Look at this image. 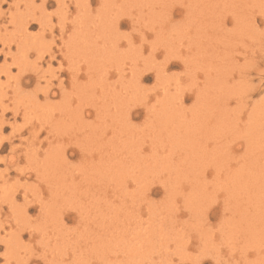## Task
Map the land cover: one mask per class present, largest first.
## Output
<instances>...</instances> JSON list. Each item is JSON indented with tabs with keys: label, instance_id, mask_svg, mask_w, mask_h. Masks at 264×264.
<instances>
[{
	"label": "rangeland",
	"instance_id": "obj_1",
	"mask_svg": "<svg viewBox=\"0 0 264 264\" xmlns=\"http://www.w3.org/2000/svg\"><path fill=\"white\" fill-rule=\"evenodd\" d=\"M78 1L0 0V264H264V0Z\"/></svg>",
	"mask_w": 264,
	"mask_h": 264
},
{
	"label": "bare ground",
	"instance_id": "obj_2",
	"mask_svg": "<svg viewBox=\"0 0 264 264\" xmlns=\"http://www.w3.org/2000/svg\"><path fill=\"white\" fill-rule=\"evenodd\" d=\"M47 1H49V0H42L43 3H46ZM77 1H78V0H77ZM130 1H131V0H130ZM214 1H215V0H214ZM216 1H217V0H216ZM120 2H121V1H120ZM133 2H134V1H133ZM139 2H140V1H139ZM148 2H149V1H148ZM150 2H151V1H150ZM253 2H254V1H253ZM63 3H64V2H63ZM78 3H80V2L78 1ZM169 3H170V2H169ZM18 4H19V3H18ZM59 4H60V3H59ZM76 4H77V3H76ZM90 4H91V3H90ZM147 4H148V3H147ZM147 4H145V5L147 6ZM154 4H155V3L153 2V8H155V6H156V5H154ZM156 4L159 5L158 3H156ZM32 5H33V4H32ZM41 5H42V4H41ZM80 5L82 6L83 4H80ZM80 5H79V6H80ZM84 5H85V4H84ZM86 5H88V4H86ZM86 5H85V7L82 6L83 9H82V7H81V9H82V10L86 9ZM121 5H122V4H121ZM131 5H132V4H131ZM149 5H151V4H149ZM210 5H211V4H210ZM34 6H35V5H34ZM79 6H78V7H79ZM118 6H119V5H118ZM123 6H124V5H123ZM132 6H133V5H132ZM141 6H142V5H141ZM141 6H140V9H141ZM212 6H213V5H212ZM212 6H211V7H212ZM149 7H150V6H149ZM151 7H152V6H151ZM89 8H90V7H88V9H89ZM213 8H214V7H213ZM81 9H80V10H81ZM120 9H121V6H120ZM82 10H81V11H82ZM148 10H151V9H148ZM249 10H250V9H249ZM103 11H104V10H103ZM141 11H142V10H141ZM78 12H79V11H78ZM78 12H77V13H78ZM110 12H111V11H110ZM110 12H109V13H110ZM156 12H157V11H156ZM30 13H31V12H30ZM98 13H99V12H98ZM101 13H103L102 10H101ZM101 13H100V14H101ZM205 13H206V12H205ZM128 14H132V13L128 12ZM14 15H15V14H14ZM31 15H32V14H31ZM63 15H64V14H63ZM98 15H99V14H98ZM108 15H109V14H108ZM122 15H124V14H122ZM64 16H65V15H64ZM112 16H113V15H112ZM132 16H133V15H132ZM135 16H136V15H135ZM78 17H80V16L78 15ZM81 17H82V16H81ZM97 17H98V16H97ZM104 17H105V16H104ZM104 17H103V18H104ZM110 17H111V16H110ZM110 17L108 18L109 21H110ZM137 17H138V16H137ZM262 17H264V16H262ZM32 18H33V17H32ZM34 18H35V17H34ZM67 18H68V17H67ZM101 18H102V16H101ZM101 18H100V22L102 21ZM116 18H117V17H116ZM121 18H122V17H121ZM127 18H128V17H127ZM74 19H75V16H74ZM105 19H106V18H105ZM105 19H104V20H105ZM108 19H107V20H108ZM113 19H114V18H113ZM133 19H134V18H133ZM142 19H143V18H142ZM162 19H163V18H162ZM36 20H37V19H36ZM36 20L34 19V21H36ZM65 20H66V18H65ZM78 20H79V19H78ZM93 20H94V18H93ZM95 20H96V19H95ZM95 20H94V21H95ZM143 20H144V19H143ZM168 20H169V18H168ZM213 20H214V19H213ZM215 20H216V19H215ZM40 21H41V20H40ZM40 21H39V22H40ZM63 21H64V18H63ZM112 21H114V20H112ZM112 21H111V23H113ZM133 21H135V20H133ZM148 21H149V20H148ZM160 21H162V20H160ZM238 21H239V20H238ZM242 21H243V20H242ZM61 22H62V21H61ZM64 22H65V21H64ZM70 22H72V21H70ZM77 22H78V21H77ZM114 22H116V21H114ZM122 22H125V21H124L123 19H120V18H119V19L117 20L116 23H120V24H121ZM137 22H139V21H137ZM149 22H150V21H149ZM29 23H30V22H29ZM59 23H60V22H59ZM98 23H99V21H98ZM102 23H103V21H102ZM181 23H182V22H181ZM189 23H190V22H189ZM81 24H82V23H81ZM160 24H161V22H160ZM15 25H16V24H15ZM93 25L96 26L95 23H93ZM141 25H142V24H141ZM242 25H243V24H242ZM27 26H29V24H27ZM64 26H65V24H64ZM66 26H67V25H66ZM79 26L81 27V25H79ZM82 26H83V25H82ZM94 26H93V27H94ZM101 26H102V30H103L104 28H107V27H104V28H103V25H101ZM104 26H105V25H104ZM117 26H118V25H117ZM121 26H122V25H121ZM136 26H137V25H136ZM143 26H144V25H143ZM161 26H162V25H161ZM16 27H17V26H16ZM61 27H62V26H61ZM83 27H84V26H83ZM83 27H82V28H83ZM87 27H88V26H87ZM118 27H119V26H118ZM218 27H219V26H218ZM254 27H255V26H254ZM20 28H21V25H20ZM23 28H24V27H23ZM53 28H54V27H53ZM89 28H90V26H89ZM133 28H134V27H133ZM146 28H147V27H146ZM160 28H161V27H160ZM63 29H64V28H63ZM84 29H86V27H85ZM92 29H93V28H92ZM98 29H99V28H98ZM108 29H109V27H108ZM112 29H113V28H112ZM134 29H135V28H134ZM150 29H151V28H150ZM152 29H153V28H152ZM197 29H198V28H197ZM237 29H238V28H237ZM76 30H77V28H76ZM89 30H90V29H89ZM23 31H26V30H23ZM62 31H63V30H62ZM64 31H65V29H64ZM73 31L75 32V30H73ZM73 31H72V32H73ZM78 31H79V30H78ZM92 31H93V30H91V32H92ZM106 31H107V30H106ZM112 31H113V30H112ZM135 31H136V30H135ZM177 31H178V30H177ZM249 31H250V30H249ZM94 32H95V31H94ZM115 32H116V31H115ZM229 32H230V31H229ZM234 32H235V31H234ZM89 33H90V32H89ZM104 33H105V32H104ZM120 33H121V32H120ZM84 34H88V32H87V33H84ZM97 34H98V33H97ZM127 34H128V33H127ZM198 34H199V32H198ZM77 35H79V33H78ZM91 35H92V34H89L88 36L91 37ZM93 35H94V33H93ZM93 35H92V36H93ZM100 35H101V33H100ZM102 35H103V34H102ZM102 35H101V36H102ZM129 35H130V34H129ZM139 35H140V34H139ZM160 35H161V34H160ZM27 36H28V35H27ZM41 36H42V35H41ZM71 36H72V35H71ZM73 36H74V35H73ZM84 36H85V35H84ZM84 36H83V39H84ZM98 36H99V35H98ZM101 36H100V37H101ZM123 36H124V35H123ZM130 36H131V35H130ZM193 36H194V35H193ZM202 36H203V35H202ZM90 37H89V38H90ZM100 37H99V38H100ZM102 37H104V35H103ZM102 37H101V39L104 40V38L106 39V38H108L109 36H108V37H104V38H102ZM114 37H115V36H114ZM116 37H117V36H116ZM127 37H128V36H127ZM132 37H133V36H132ZM132 37H131V38H132ZM138 37H139V36H138ZM71 38H72V37H71ZM73 38H75V37H73ZM85 38H87V37L85 36ZM89 38H87L86 40H90V39H91V38H90V39H89ZM93 38H94V37H93ZM93 38H92V39H93ZM122 38H126V36H125V37H122ZM131 38H128V39L126 38V40H129V39L131 40ZM135 38H136V40L138 39L137 37H135ZM145 38H146V36H145ZM165 38H166V37H165ZM245 38H246V37H245ZM25 39H27V38H25ZM69 39H70V38H69ZM142 39H144V38H142ZM199 39L201 40V38H199ZM203 39H204V38H203ZM27 40H29V39H27ZM27 40H26V41H27ZM81 40H82V39H81ZM81 40H79V41H81ZM86 40H85V41H86ZM98 40H99V39H98ZM111 40H112V39H111ZM122 40H123V39H122ZM126 40H125V41H126ZM144 40H146V39H144ZM213 40H214V39H213ZM63 41H64V40H63ZM112 41H113V40H112ZM115 41H117V40H115ZM119 41L121 42V39H120ZM119 41H118V42H119ZM147 41H148V40H147ZM152 41H155V40H152ZM205 41H206V40H205ZM23 42H25V41H23ZM64 42H65V41H64ZM71 42H73V41L71 40V41L68 42V43H71ZM82 42H84V41L82 40ZM92 42H93V41H92ZM102 42H103V41H102ZM104 42H105V41H104ZM132 42H133V41H132ZM196 42H197V41H196ZM203 42H204V41H203ZM26 43H27V42H26ZM68 43H67V44H68ZM76 43H78V42H76ZM93 43H94V42H93ZM109 43H110V42H109ZM112 43L115 44L116 42H112ZM130 43H131V41H130ZM24 44H25V43H24ZM113 44H112V45H113ZM118 44H119V43H118ZM120 44H121V43H120ZM211 44H212V43H211ZM79 45H80V44H79ZM92 45H93V44H92ZM108 45L110 46V44H108ZM112 45H111V46H112ZM95 46H96V45H95ZM95 46H94V48H96ZM103 46H104V45H102V47H101L102 49L104 48ZM109 46H108V47H109ZM126 46H127V45H126ZM130 46L133 48L134 45L132 46V44H131ZM153 46H154V44H153ZM159 46H160V45H159ZM165 46H166V45H165ZM198 46H199V45H198ZM210 46H211V45H210ZM52 47H53V46H52ZM116 47L118 48L117 45H116ZM137 47H138V46H137ZM212 47H213V46H212ZM94 48H93V49H94ZM113 48H115V47H113ZM113 48H111V51H110V48H109V51L112 52V49H113ZM199 48H200V47H199ZM213 48H214V47H213ZM72 49H73V48H72ZM89 49H90V48H89ZM102 49H101V50H102ZM105 49H106V48H105ZM105 49H103V50H105ZM119 49H120V48H119ZM166 49H167V48H166ZM197 49H198V48H197ZM18 50H19V49H18ZM36 50H37V49H36ZM44 50H45V49H44ZM98 50H100V49H97L96 51H98ZM116 50H118V49H116ZM120 50H121V49H120ZM74 51H75V49H74ZM197 51H198V50H196V52H197ZM218 51H219V50H218ZM22 52H23V51H22ZM50 52H51V51H50ZM88 52H90V51H88ZM101 52H102V51H101ZM106 52H107V49H106ZM110 52H109L108 54H111ZM119 52H120V51H119ZM166 52H167V51H166ZM175 52H176V51H175ZM223 52H224V50H223ZM72 53H74V52H72ZM86 53H87V52H86ZM112 53H113V52H112ZM123 53H124V52H123ZM169 53H170V51H169ZM39 54H41V53H39ZM44 54H46V53H44ZM78 54H79V53H78ZM113 54H114V53H113ZM126 54H128V53H126ZM134 54H135V53H134ZM150 54H151V53H150ZM193 54H194V53H193ZM8 55H9V53H8ZM74 55H75V57H77V56H76V53L73 54L72 56H74ZM111 55H112V54H111ZM115 55H119V54L116 53ZM115 55H113V56H115ZM123 55H124V54H123ZM123 55H122V57H124ZM128 55H129V54H128ZM119 56H120V55H119ZM153 56H154V55H153ZM176 56H177V55H176ZM115 57H116V56H115ZM178 57H179V56H178ZM192 57H193V55H192ZM192 57H191V58H192ZM207 57H208V56H207ZM117 58H118V57H117ZM124 58H125V57H124ZM152 58H153V57H152ZM169 58H170V57H169ZM203 58H204V57H203ZM203 58H202V59H203ZM134 59H135V58H134ZM140 59H141V58H140ZM170 59H171V58H170ZM189 59H190V58H189ZM210 59H211V58H210ZM88 60H89V59H88ZM91 60H92V59H91ZM131 60H133V59H131ZM142 60H143V59H142ZM178 60H182V59H178ZM200 60H201V59H200ZM200 60H198V61L195 60V61L200 62ZM206 60H207V59H206ZM208 60H209V59H208ZM216 60H217V59H216ZM17 61H18V60H17ZM137 61H138V60H137ZM139 61H140V60H139ZM152 61H153V60H152ZM154 61H155V60H154ZM157 61H158V60H157ZM165 61H166V62L163 61V63L161 64L162 67H158V69H156V70H157V73H156V74H157V78H158V79H160V78L162 77V74H163L164 72H166V71H165V70H166V69H165L166 66L168 67V66L172 63V62H171L172 60H171V61H169V60H165ZM204 61H205V60H204ZM79 62H80V61H79ZM85 62H87V61L85 60ZM92 62L94 63V61H92ZM207 62H209V61H207ZM217 62H218V61H217ZM15 63H16V62H15ZM21 63H22V62H21ZM83 63H84V62H83ZM87 63H88V62H87ZM210 63L213 65L214 61H213V62L210 61ZM215 63H216V61H215ZM218 63H219V62H218ZM71 64H72V63H71ZM95 64H96V63H95ZM216 64H217V63H216ZM21 65H22V64H21ZM146 65H149V64H146ZM32 66H33V65H32ZM93 66L95 67L96 65H93ZM154 66H156V65H154ZM205 66H206V65H205ZM33 67H34V66H33ZM94 67H93V68H94ZM96 67H97V66H96ZM135 67H136V64H135ZM144 67H145V66H144ZM147 67H148V66H147ZM151 67H152V66H151ZM194 67H196V66H194ZM216 67H217V66H216ZM219 67H220V66H219ZM219 67H218V68H219ZM60 68H61V67H60ZM123 68H124V67H123ZM148 68H149V67H148ZM192 68H193V67H192ZM199 68H200V67H199ZM202 68H203V67H202ZM212 68L216 69L215 67H212ZM5 69H6V68H5ZM89 69H91V67H89ZM89 69H88V72H89ZM120 69H121V68H120ZM120 69H118V72H119ZM150 69H151V68H150ZM153 69H154V68H153ZM194 69H195V68H194ZM205 69H207V68L205 67ZM94 70H96V69H94ZM144 70H145V69H144ZM146 70H147V69H146ZM4 71H6V70H4ZM138 71H139V70H138ZM185 71H186V70H185ZM217 71H219V70H217ZM132 72H134V71H132ZM135 72H136V71H135ZM44 73H45V72H44ZM89 73H90V72H89ZM122 73H124V71H122ZM136 73H137V72H136ZM145 73H146V72H142V71H141V73H138L137 75H135V78L133 77V78H134V79H133V80H134V85L136 84L137 87H138V84H139L141 81H143V80L145 79V77H147V74H145ZM161 73H162V74H161ZM220 73H221V72H220ZM124 74H125V73H124ZM41 75H42V74H41ZM164 75H165V74H164ZM192 75H193V74H192ZM220 75H221V74H220ZM119 76H120V78H121L122 75L120 74ZM132 76H133V75H132ZM123 77H124V76H123ZM45 78H46V77H45ZM217 78H218V77H217ZM158 79H157V80H158ZM161 79H162V78H161ZM213 79H214V78H213ZM218 79H220V78H218ZM73 80H75V79L73 78ZM76 80H77V79H76ZM130 80H131V79H130ZM220 81H222V80L220 79ZM127 82H128V81H127ZM158 82L160 83L161 81H158ZM210 82H211V81H210ZM132 83H133V81H132ZM213 83H214V82H213ZM217 83H218V82H217ZM103 84H104V83H103ZM120 84H121V83H120ZM127 84H128V83H127ZM129 84H130V83H129ZM160 84H162V83H160ZM211 84H212V83H211ZM220 84H221V87H222V83L219 82L218 85L216 84L217 86H215L214 84L208 86V90L211 89V88H212V90H214V89L216 88L217 90H215V91L219 92L218 87L220 88V86H219ZM121 86H122V85H121ZM131 86H132V85H131ZM167 86H168V85H167ZM167 86H166V87H167ZM169 86H170V85H169ZM203 86H204V85H203ZM203 86H202V87H203ZM214 86H215V88H214ZM83 87H84V86H83ZM85 87H86V86H85ZM87 87H88V85H87ZM101 87H103V86H101ZM191 87H193V86H191ZM81 88H82V87H81ZM123 88H124V87H123ZM132 88H133V87H132ZM186 88H187V87H186ZM51 89H52V88H51ZM114 89H115V88H114ZM117 89H118V88H117ZM126 89H127V88H126ZM135 89H137V88H135ZM204 89H205V88H204ZM167 90H168V88H167ZM167 90H166V89H165V91L163 90L164 93H165V95H166V93L168 92ZM206 90H207V89H206ZM73 91H74V90H73ZM73 91H72V92H73ZM86 91H87V90H86ZM95 91H96V90H95ZM124 91H125V90H124ZM126 91H127V90H126ZM169 91H170V90H169ZM177 91H178V90H177ZM220 91H221V90H220ZM82 92H83V91H82ZM82 92H80V93H82ZM88 92H89V91H88ZM91 92H92V91H91ZM112 92H113V91H112ZM115 92H116V91H115ZM120 92H121V91H120ZM120 92H119V93H120ZM178 92H179V91H178ZM202 92H203V91H201L200 93H198L199 96H200L201 98L204 97V94H203ZM221 92H222V91H221ZM70 93H71V91H70ZM164 93H163V94H164ZM170 93H171V92H170ZM173 93H174V92H173ZM180 93H181V91H180ZM214 93H215V92H214ZM229 93H230V92H229ZM229 93H227V94H229ZM71 94H72V93H71ZM183 94H184V93H183ZM201 94H202V96H201ZM205 94H206V93H205ZM54 95H55V94H54ZM63 95H64V93H63ZM75 95H77V94H75ZM79 95H81V94H79ZM84 95H86V93H84ZM84 95L82 94V96H84ZM89 95H90V94H89ZM91 95L94 96V94H91ZM95 95H96V92H95ZM116 95H117V93H116ZM124 95H125V94H124ZM126 95H127V94H126ZM169 95H170V94H169ZM218 95H219V93H218L217 95H215V96H216L217 99L220 101L219 97H221V96H218ZM222 95H223V94H222ZM87 96H88V95H87ZM117 96H118V95H117ZM166 96H167V95H166ZM173 96H174V95H173ZM173 96H172V97H173ZM179 96H180V95H179ZM199 96H198V97H199ZM143 97H144V96H143ZM167 97H168V96H167ZM175 97H176V96H175ZM180 97H181V96H180ZM180 97H178V98H179V99L181 100V102H182V100H183L182 98H183V97H181V98H180ZM209 97H210V96H209ZM224 97H225V96H224ZM86 98H89V97H86ZM93 98H95V97H93ZM97 98H98V96H97ZM178 98H177V99H178ZM225 98H226V97H225ZM90 99H91V98H90ZM113 99H114V98H113ZM126 99H129V98H126ZM140 99H141V98H140ZM164 99H165V98H164ZM169 99L171 100L172 98H169ZM174 99H175V98H174ZM177 99H176V100H177ZM207 99H208V102L204 99L205 102H207V103H211V104H212V101L210 102V101H209L210 99H209V98H207ZM226 99H227V98H226ZM81 100H82V99H81ZM197 100H198V99H197ZM201 100H202V99H201ZM221 100H222V97H221ZM78 101H79V100H78ZM91 101H92V100H91ZM132 101H134V100L132 99ZM132 101H129L130 103H127V104L130 106V104H132V103H131ZM162 101H163V100H162ZM172 101H173V99H172ZM50 102H51V101H50ZM141 102H142V101H141ZM145 102H146V101H145ZM168 102H169V101H168ZM177 102H178V101H177ZM198 102H199V101H197V103H198ZM223 102H224V101H223ZM226 102H227V101H226ZM82 103H83V102H82ZM85 103H86V102H85ZM91 103H92V102H91ZM114 103H115V102H114ZM162 103H163V102H162ZM169 103H170V102H169ZM175 103H176V102H175ZM54 104H55V103H54ZM94 104H96V103H94ZM117 104H118V103H117ZM137 104H138V103H137ZM137 104H136V105H137ZM163 104H164V103H163ZM195 104H196V102H195ZM201 104H203V103H201ZM220 104L222 105V103H220ZM223 104H224V103H223ZM81 105H82V104H81ZM123 105H124V104H123ZM128 105H127V106H128ZM132 105L134 106V104H132ZM49 106H50V105H49ZM49 106H48V107H49ZM56 106H57V105H56ZM58 106H59V105H58ZM68 106H69V105H68ZM127 106H126V107H127ZM142 106H143V105H142ZM180 106H181V105H180ZM200 106H201V105H200ZM206 106H207V105H206ZM35 107H36V106H35ZM48 107H47V108H48ZM64 107H66V106H64ZM64 107H63V108H64ZM131 107H132V106H131ZM134 107H135V106H134ZM140 107H141V106H140ZM146 107H147V106H146ZM165 107H166V106H165ZM191 107H194V106L192 105ZM201 107H202V106H201ZM223 107H224V106H223ZM47 108H46V109H47ZM52 108H53V107H52ZM61 108H62V107H61ZM128 108H129V107H127V111H126L127 113H129V110H130V109L128 110ZM166 108H167V107H166ZM187 108H188V107H187ZM199 108H200V107H199ZM203 108H204V107H203ZM208 108H209V107H208ZM43 109H44V108H43ZM50 109H51V108H50ZM59 109H60V107H59ZM67 109H69V108H67ZM197 109H198V108H197ZM204 109H205V108H204ZM41 110H42V109H41ZM44 110H45V109H44ZM62 110H63V109H62ZM65 110H66V109H65ZM98 110H99V109H98ZM131 110H132V109H131ZM131 110H130V113H129V114H133V115H135L136 112H133V110H132V111H131ZM165 110H166V109H165ZM168 110H171L170 107H169ZM184 110H185V109H184ZM184 110H181V111H184ZM200 110H201V108H200ZM224 110H225V109H224ZM52 111H53V109H52ZM58 111H59V110H58ZM81 111H82V110H81ZM175 111H176V110H175ZM181 111H179L180 114H182ZM201 111H203V110H201ZM255 111H256V110H255ZM259 111H260V110H259ZM42 112H43V111H42ZM63 112H64V111H63ZM73 112H74V111H73ZM78 112H79V111H78ZM83 112H84V111H82V115L84 116V113H83ZM122 112H123V111H122ZM164 112H165V111H164ZM191 112L193 113V111H191ZM51 113H52V112H51ZM53 113H54V111H53ZM80 113H81V112H80ZM49 114H50V112H49ZM61 114H62V113H61ZM99 114H100V113H99ZM125 114H126V113H125ZM176 114H179V113L177 112ZM184 114H185V112H184ZM193 114H194V113H193ZM254 114H255V113H254ZM77 115H81V114L78 113ZM165 115H166V116H170V115H171V114H170V111H166V112L164 113V117H165ZM174 115H175V114H174ZM185 115H186V114H185ZM83 116H82V117H83ZM129 116H130V115H129ZM162 116H163V114H162ZM187 116H188V114H187ZM68 117H69V116H68ZM74 117H75V115H74ZM77 117H78V116H77ZM77 117H76V118H77ZM193 117L195 118V115H194ZM62 118H63V117H62ZM158 118H161V119H162V117H158ZM178 118H179V117H178ZM196 118H197V117H196ZM68 119H69V118H68ZM84 119H85V118H84ZM130 119H131V118H130ZM184 119H185V118H184ZM197 119H198V118H197ZM205 119H207V117H205ZM27 120H28V119H27ZM33 120H34V119H33ZM156 120H157V118H156ZM170 120H171V119H170ZM174 120H175V119H174ZM89 121H91V120H89ZM200 121H201V120H200ZM25 122H26V121H25ZM84 122H86V121L84 120ZM93 122H94V121H93ZM93 122H92V123H93ZM166 122H167V121H166ZM178 122H180V121H178ZM70 123H71V122H70ZM72 123H74V122H72ZM86 123H88V122H86ZM191 123H193V122H191ZM217 123H218V122H217ZM24 124H25V123H24ZM80 124H81V123H80ZM90 124H91V123H90ZM90 124H89V125H90ZM185 124H186V123H185ZM251 124H252V123H251ZM253 124H254V123H253ZM22 125H23V124H22ZM69 125H70V124H69ZM69 125H68V126H69ZM215 125H216V124H215ZM249 125H250V124H249ZM249 125H248V127H249ZM72 126H73V125H72ZM72 126H71V127H72ZM79 126H80V125H79ZM83 126H84V125H83ZM85 126H86V124H85ZM85 126H84V127H85ZM108 126H109V125H108ZM187 126H188V125H187ZM209 126H210V125H209ZM223 126H224V124H223ZM250 126H251V125H250ZM253 126H254V125H253ZM41 127H43V126H41ZM66 127H67V126H66ZM183 127H184V126H183ZM254 127H255V126H254ZM68 128H70V127H68ZM79 128H80V127H79ZM199 128H200V127H199ZM210 128H211V126H210ZM220 128H221V127H220ZM251 128H252V127H251ZM66 129H67V128H66ZM66 129H65V130H66ZM83 129H84V128H83ZM96 129H97V128H96ZM202 129H203V127H202ZM217 129H219V127H218ZM53 130H54V129H53ZM58 130H59V129H58ZM101 130H102V129H101ZM74 131H75V130H74ZM105 131H106V129H105ZM195 131H196V130H195ZM197 131H198V130H197ZM60 132H61V131H60ZM66 132H67V131H66ZM66 132H65V133H66ZM101 132H102V131H101ZM174 132H175V131H174ZM185 132H186V131H185ZM207 132H208V131H207ZM162 133H163V132H162ZM179 133H180V132H179ZM191 133H192V131H191ZM196 133H197V134H196ZM196 133H194V135L196 134V138H197V137H198L197 135H199V134H198V132H196ZM199 133H200V132H199ZM202 133H203V132H202ZM202 133H201V134H202ZM50 134H51V133H50ZM60 134H61V133H60ZM92 134H93V133H92ZM105 134H107V133L105 132ZM207 134H208V133H207ZM183 135H184V134H182L181 136H183ZM210 135H211V134H210ZM105 136H106V135H105ZM202 136H203V135H202ZM205 136H206V135H205ZM219 136H221V135H219ZM75 137H76V136H75ZM216 137H217V136H216ZM99 138H100V137H99ZM198 138H199V142H198V144H196L195 146H194L193 144H191V145H192V148H193V146H194L193 149L190 147V149H192L193 151L195 150V147H196V146H197V147L199 146V147H198L199 149H200V147H202V145H200V141H201L202 139H201L200 136H199ZM198 138H197V140H198ZM207 138H208V137H207ZM212 138H213V137H212ZM218 138H219V137H218ZM107 139H108V138H107ZM170 139H171V138H170ZM185 139H186V138H185ZM185 139H183V140H185ZM192 139H193V138H192ZM194 139H195V138H194ZM200 139H201V140H200ZM213 139H215V138H213ZM213 139H212V140H213ZM2 140H3V139H2ZM117 140H118V139H117ZM153 140H154V139H152V141H153ZM208 140L210 141L211 139L208 138ZM113 141H114V140H113ZM2 142H3V141H2ZM154 142H155V141H154ZM154 142H153V143H154ZM201 142L203 143V140H202ZM207 142H208V141H207ZM214 142H215V141H214ZM89 143H90V142H89ZM96 143H97V142H96ZM151 143H152V142H151ZM156 143H157V142H156ZM158 143H159V142H158ZM196 143H197V142H196ZM205 143H206V141H205ZM77 144H78V143H77ZM82 144H83V143H82ZM104 144H105V143H104ZM159 144H160V143H159ZM181 144H182V143H181ZM215 144H216V143H215ZM215 144H214V145H215ZM94 145H95V144H94ZM109 145H110V144H109ZM114 145H115V144H114ZM208 145H209V143H208ZM217 145H218V144H217ZM225 145H226V144H225ZM76 146H77V145H76ZM205 146H206V145H205ZM68 147H69V146H68ZM82 147H83V146H82ZM82 147H80V148L82 149ZM174 147H175V146H174ZM213 147H214V146H213ZM219 147H220V146H219ZM249 147H250V146H249ZM102 148H103V147H102ZM105 148H106V147H105ZM198 148H197V149H198ZM205 148H206V147H205ZM205 148H204V149H205ZM216 148H217V147H216ZM216 148H215V149H216ZM221 148H223V147H221ZM225 148H226V147H225ZM62 149H63V148H62ZM66 149H67V148H66ZM98 149H99V148H98ZM197 149H196V151H197ZM217 149H218V148H217ZM9 150H10V149H9ZM85 150H86V149H85ZM221 150H222V149H221ZM61 151H62V150H61ZM93 151H94V150H93ZM153 151H154V150H153ZM156 151H157V150H156ZM193 151H192V152H193ZM202 151H203V150H202ZM207 151H208V150H207ZM212 151H213V150H212ZM247 151H248V149H247ZM28 152H29V151H28ZM32 152H33V151H32ZM154 152H155V151H154ZM209 152H211V151H209ZM64 153H66V152H64ZM115 153H116V152H115ZM187 153H188V152H187ZM197 153H198V152H197ZM211 153H212V152H211ZM244 153H245V152H244ZM48 154H50V153H48ZM171 154H172V153H171ZM3 155H4V154H3ZM26 155H27V153H26ZM166 155L168 156L169 153L166 154ZM198 155H199V154H198ZM205 155H206V154H205ZM207 155H208L209 158L211 157V156H209V154H207ZM210 155H211V154H210ZM213 155H215V154H213ZM222 155H223V154H222ZM48 156H49V155H48ZM53 156H54V154H53ZM55 156H56V154H55ZM61 156H62V155H61ZM68 156H69V155H68ZM185 156H186V155H185ZM219 156H221V155H219ZM219 156H218V157H219ZM224 156H225V155H224ZM227 156H228V155H227ZM51 157H52V156H51ZM56 157H57V156H56ZM63 157H64V156H63ZM115 157H116V156H115ZM168 157L170 158V156H168ZM195 157H196V156H195ZM201 157H202V155H201ZM203 157L205 158L204 155H203ZM212 157H213V156H212ZM216 157H217V156H216ZM221 157H222V156H221ZM221 157H219V158H221ZM26 158H27V156H26ZM161 158L163 159V157H161ZM186 158H187V157H186ZM186 158H185V159L183 158L182 160L185 161ZM53 159H54V158H53ZM55 159H57V158H55ZM170 159H171V158H170ZM211 159H212V158H211ZM3 160H4V159H3ZM58 160H59V159H58ZM5 161H6V160H5ZM61 161H62V160H61ZM68 161H69V160H68ZM168 161H169V160H168ZM170 161H171V160H170ZM170 161H169V163L167 162V163H168V166L173 165ZM184 161H183V165L185 164ZM35 162H36V161H35ZM41 162H42V161H41ZM50 162H51V161H50ZM65 162H66V160H65ZM100 162H101V161H100ZM110 162H112V160H110ZM114 162H115V161H114ZM117 162H118V160H117ZM164 162H165L164 164L166 165V164H167L166 161H164ZM185 162H187V161H185ZM190 162H191V161H190ZM194 162H195V161H194ZM245 162H246V161H245ZM118 163H119V162H118ZM149 163H150V162H149ZM161 163H162V162H161ZM170 163H171V164H170ZM196 163H197V162H196ZM199 163H200V162H199ZM204 163H205V162H204ZM204 163H203V164H204ZM214 163H215V162H214ZM236 163H237V162H236ZM246 163H247V162H246ZM110 164H111V165H109V166H111V168H112V163H110ZM191 164H192V162H191ZM248 164H249V162H248ZM150 165H151V164H150ZM30 166H31V165H30ZM68 166H69V165H68ZM95 166H96V164H95ZM107 166H108V165H107ZM191 166H192V165H191ZM199 166H200V165H199ZM211 166H212V165H211ZM221 166H222V165H221ZM259 166H260V165H259ZM262 166H263V165H262ZM23 167H25V166H23ZM72 167H73V166H72ZM203 167L205 168V166H203ZM212 167H213V166H212ZM43 168H44V167H43ZM58 168H59V167H58ZM60 168H61V167H60ZM103 168H104V167H103ZM45 169H46V168H45ZM104 169H105V168H104ZM201 169H202V166H201ZM8 170H10V169H9V168H6V171H5L6 174L9 173ZM35 170H36V169H35ZM106 170H107V168L105 169V171H106ZM108 170H110V168H108ZM191 170H192V169H191ZM227 170H228V169H227ZM238 170H239V169H238ZM238 170H236V171H238ZM24 171H25V170H24ZM27 171H28V170H27ZM27 171H26V172H27ZM30 171H31V170H30ZM201 171H202V170H201ZM26 172H22L21 175L19 174L20 177H25L26 179H28V178L30 177V173H26ZM28 172H29V171H28ZM79 172H80V171H79ZM197 172H198V171H197ZM202 172H203V171H202ZM48 173H49V172H48ZM65 173H66V172H65ZM65 173H64V174H65ZM81 173L84 174V172H81ZM248 173H249V172H248ZM251 173H252V172H251ZM198 174H200V173H198ZM37 175H38V174H37ZM39 175H40V174H39ZM61 175H62V174H61ZM70 175H71V174H70ZM246 175H247V174H246ZM17 176H18V175H17ZM58 176H59V175H58ZM71 176H72V175H71ZM232 176H233V175H232ZM50 177H51V176H50ZM59 177H60V176H59ZM89 177H90V176H89ZM219 177H220V176H219ZM254 177H255V176H254ZM254 177H253V178H254ZM81 178H82V177H81ZM87 178H88V177H87ZM100 178H101V177H100ZM143 178H144V177H143ZM195 178H196V177H195ZM256 178H257V177H256ZM18 179H19V178H18ZM20 179H21V178H20ZM42 179H43V178H42ZM71 179H72V178H71ZM78 179H79V178H78ZM95 179H96V178H95ZM157 179H158V178H157ZM254 179H255V178H254ZM254 179H253V180H254ZM259 179H260V178H259ZM259 179H258V180H259ZM262 179L264 180V178H262ZM262 179H261V180H262ZM45 180H46V178H45ZM86 180H87V179H86ZM145 180H146V184H147V183H150L149 185H151V182L149 181L150 179L148 180L149 182H147V179H145ZM198 180L200 181V179H198ZM217 180H218V179H217ZM219 180H220V179H219ZM233 180H234V179H233ZM261 180H260V182H261ZM263 180H262V181H263ZM74 181H75V179H74ZM142 181H143V179H142ZM160 181H161V180H160ZM163 181H164V184H165V183H166V182H165L166 180H162V182H163ZM209 181H210V180H209ZM248 181H249V180H248ZM108 182H109V181H108ZM108 182H107V183H108ZM152 182H154V181H152ZM202 182H203V180H202ZM245 182H247V180H246ZM255 182H256V180H255ZM263 182H264V181H263ZM65 183H66V182H65ZM87 183H88V182H87ZM87 183H86V184H87ZM100 183H101V182H100ZM107 183H106V184H107ZM205 183H206V182H205ZM205 183L203 182V183H202L203 185L200 183V185L204 186ZM257 183H258V182H257ZM68 184H69V182H68ZM90 184H92V182H91ZM220 184H221V183H220ZM247 184H248V183H247ZM250 184H251V183H250ZM258 184H259V183H258ZM260 184H261V183H260ZM83 185H84V184H83ZM88 185H89V184H88ZM142 185H144V184H142ZM152 185H153V184H152ZM198 185H199V184H198ZM217 185H218V184H217ZM261 185H262V184H261ZM53 186H54V185H53ZM65 186H66V185H65ZM72 186H73V185H72ZM72 186H71V187H72ZM89 186H90V185H89ZM89 186H88V187H89ZM93 186H94V185H93ZM100 186H101V185H100ZM102 186H103V185H102ZM153 186H154V185H153ZM250 186H251V185H250ZM71 187H70L69 189H71ZM73 187H75V186H73ZM85 187H86V186H85ZM104 187H105V186H104ZM150 187H151V186H150ZM8 188H9V187H8ZM55 188H56V187H55ZM90 188H91V187H90ZM146 188H147V186H146ZM199 188H200V186H199ZM72 189L75 190L74 188H72ZM106 189H107V188H105V191H106ZM114 189H115V188H114ZM147 189H148V188H147ZM149 189H150V188H149ZM164 189H165V186H164ZM205 189H207L206 185H205ZM23 190H24V189H23ZM33 190H34V189H33ZM57 190H58V188H57ZM98 190H99V189H98ZM115 190H116V189H115ZM171 190H172V189H171ZM199 190H202V189H199ZM208 190H209V189H208ZM7 191H8V190H7ZM58 191H59V190H58ZM58 191H57V193L52 192V196H53V197H56V198H59V197H57ZM90 191H91V190H90ZM143 191H144V187H141V194H142ZM149 191H150V190H149ZM76 192H77V191H76ZM116 192H117V190H116ZM245 192H246V191H245ZM13 193H14V192H13ZM69 193H70V192H69ZM79 193H80V192H79ZM246 193H247V192H246ZM246 193H245V194H246ZM37 194H38V193H37ZM65 194H66V193H65ZM72 194H73V193H72ZM81 194H82V192H81ZM81 194H80V195H81ZM85 194H86V191H85ZM9 195H10V193H9ZM9 195H8V196H9ZM11 195H12V194H11ZM61 195H62V193H61ZM66 195H67V194H66ZM105 195H106V194H105ZM142 195H143V194H142ZM144 195H145V193H144ZM248 195H249V194H248ZM12 196L14 197L15 195H12ZM25 196H26V194H25ZM72 196H73V195H72ZM98 196H99V195H98ZM106 196H107V195H106ZM167 196H170V195H167ZM63 197H64V196H63ZM69 197H70V196H69ZM171 197H172V195H171ZM171 197H169V198H171ZM8 198H10V197H8ZM14 198H15V197H14ZM56 198H55V199H56ZM64 198H65V197H64ZM64 198H63V199H64ZM86 198H87V197H86ZM55 199H54V200H55ZM91 199H92V198H91ZM91 199H90V200H91ZM94 199H95V198H94ZM87 200H88V199H87ZM95 200H97V203H98V199H95ZM100 200H101V197H100ZM57 201H58V200H57ZM57 201H54V202H57ZM80 201H81V200H80ZM153 201H154V200H153ZM153 201H152V202H153ZM2 202H3V201H2ZM160 202H161V201H160ZM11 203L13 204V201H12ZM65 203H66V202H65ZM65 203H64V204H65ZM121 203H122V202H121ZM123 203H125V201H124ZM16 204H17V203H16ZM71 204H72V202H71ZM73 204H74V203H73ZM112 204H113V203H112ZM14 205H15V204H14ZM120 205H121V204H120ZM125 205H126V203H125ZM125 205H124V206H125ZM54 206H55V205H54ZM94 206H95V204H94ZM247 206H248V205H247ZM18 207H19V206H18ZM18 207H17V208H18ZM248 207H249V206H248ZM17 208H16V209H17ZM74 208H75V207H74ZM77 208H78V207H77ZM84 208H86V207H84ZM87 208H88V207H87ZM96 208H97V207H96ZM125 208H126V207H125ZM253 208H254V207H253ZM14 209H15V208H14ZM23 209H24V208H23ZM47 209H48V208H47ZM57 209H58V208H57ZM119 209H120V208H119ZM122 209H123V208H122ZM162 209H163V208H162ZM248 209H249V208H248ZM17 210H18V209H17ZM19 210H20V209H19ZM19 210H18V211H19ZM21 210H22V209H21ZM50 210H51V209H50ZM58 210H60V209H58ZM75 210H76V209H75ZM117 210H118V208H116V207H114V209L112 208L111 212H113L114 215L109 214L110 216H108L106 213L103 214V215H107V216L109 217V219L111 220V221L109 222L110 225L108 224V225H109V226H108L109 230H111L110 228H112V223H115V221H120V220H121V218H120L119 215H118V211H117ZM14 211H15V210H14ZM18 211H17V212H18ZM42 211L44 212V210H42ZM46 211H47V210H46ZM48 211H49V210H48ZM69 211H70V209L68 208V209L65 210V212L63 211L64 213H63V212H59V213H61V215L64 214V215H63V220H65V218H66V217H69V216H72V218H73V215H70V212H71V211H70V212H69ZM81 211H82V209H81ZM98 211H99V209H98ZM124 211H125V210H124ZM161 211H162V210H161ZM85 212H86V210H85ZM119 212H120V211H119ZM127 212L129 213V210H128ZM10 213H11V212H10ZM13 213H14V212H13ZM59 213H58V214H59ZM77 213H78V211H77ZM79 213H81V212H79ZM98 213H99V212H98ZM130 213H131V212H130ZM167 213H168V212H167ZM15 214H16V213H15ZM54 214H55V213H54ZM71 214H72V213H71ZM101 214H102V213H101ZM124 214H126V211H125ZM80 215H81V214H80ZM111 215H112V216H111ZM129 215H130V214H129ZM255 215H256V213H255ZM257 215H258V214H257ZM166 216H167V215H166ZM83 218H86V216L83 217ZM96 218H97V217H96ZM105 218H106V217H105ZM103 219H104V218H103ZM106 219H107V221H108V218H106ZM247 219H248V218H247ZM257 219L259 220V217H257ZM17 220H18V219H17ZM81 221H83V219H82ZM105 221H106V220H105ZM15 222H16V221H15ZM20 222H21V221H20ZM23 222H24V221H23ZM125 222H126V221H123L124 224H125ZM92 223H93V222H92ZM103 224H104V223H103ZM163 224H164V223H163ZM257 224H258V223H257ZM106 225H107V224H106ZM106 225H104V226H106ZM113 225H115V224H113ZM261 226H262V225H261ZM44 228L46 229V227H44ZM105 228H106V227H105ZM33 229H34V228H33ZM113 229H114V230H119V231H121V230L124 231V230H125L124 228H122V227H120V226L118 227L117 224L114 226ZM261 229H262V228H261ZM17 230H19V229H17ZM23 230H24V229H20L18 232L15 231L16 234H13V235H15L14 237H15V238H18V239H19V237H22ZM37 230H38V229H37ZM39 230H40V229H39ZM99 230H100V229H99ZM33 231H34V230H33ZM33 231H32V232H33ZM58 231H59V230H58ZM58 231H57V232H58ZM90 231H91V230H90ZM256 231H257V230H256ZM46 232H47V231H46ZM60 232H61V231H60ZM67 232H68V231H67ZM258 232H259V231H258ZM258 232H257V234H258ZM110 233H111V231H110ZM259 233H261V235H262V232H259ZM30 234H31V233H30ZM112 234H113V233H111V235H112ZM117 234H118V236H119L121 233H120V234L117 233ZM49 235H50V234H49ZM105 235H106V234H105ZM111 235H110V236H111ZM115 235H116V234H115ZM121 235H122V234H121ZM261 235H260V236H261ZM11 236H12V235H11ZM88 236H89V235H88ZM98 236H99V235H98ZM113 236H114V235H113ZM113 236H112V237H113ZM133 236H134V237H133ZM133 236H132V237H133L134 239H135V238H140V236H138L137 234H136V235H133ZM112 237H111V238H112ZM255 237H256V235H255ZM1 238H2V237H1ZM119 238H120V237H119ZM133 238H132V239H133ZM256 238H257V237H256ZM12 239H13V240H12ZM12 239H11L12 242L16 240V239L14 240V238H12ZM132 239H129V241H131ZM143 239H144V238H143ZM258 239H259V238H258ZM0 240H1V239H0ZM3 240H4V239H2V241H3ZM68 240H69V239H68ZM123 240H124V239H123ZM140 240H141V238H140ZM49 241H50V240L46 241V244L44 245V247H46V245H48L47 242H49ZM63 241H64V240H63ZM110 241H111V240H110ZM8 242H9V240H8ZM15 242L17 243V241H15ZM40 242H41V241H40ZM66 242H67V241H66ZM112 242H113V241H112ZM125 242H126V241H125ZM137 242H139V241H137ZM141 242H142V240H141ZM141 242H140V243H141ZM144 242H146V241H144ZM10 243H11V242H10ZM13 243H14V242H13ZM18 243H19V242H18ZM68 243H69V241H68ZM84 243H85V242H84ZM102 243H103V242H102ZM142 243H143V242H142ZM19 244H20V243H19ZM24 244H25V243H24ZM38 244H39V243H38ZM41 244H42V243H41ZM43 244H44V243H43ZM138 244H139V243H138ZM26 245H27V244H26ZM121 245H122V244H121ZM21 246L23 247V245H21ZM32 246H33V245H32ZM119 246H120V245H119ZM123 246H124V245H123ZM139 246H140V244H139ZM17 247H18V246H17ZM89 247H90V246H89ZM94 247H95V246H94ZM103 247H104V246H103ZM30 248H31V247H30ZM75 248H76V247H75ZM26 249H27V247H26ZM54 249H55V248H54ZM107 249H108V248H107ZM109 249H110V248H109ZM109 249H108V250H109ZM5 250H6V249H5ZM18 250H20V249H18ZM24 250H25V249H24ZM27 250H28V249H27ZM95 250H96V249H95ZM95 250H94V251H95ZM105 250H106V249H105ZM6 251H8V250H6ZM25 251H26V250H25ZM30 251H31V249H30ZM62 251H64V250H62ZM65 251H66V250H65ZM120 251H122V249H121ZM129 252H130V251H129ZM17 253H18V251H17ZM17 253H16V254H17ZM32 253H35V252H32ZM63 253H64V252H63ZM87 254H88V253H87ZM137 254H138V253H137ZM142 254H144V253H142ZM142 254H141V255H142ZM9 255H10V254H9ZM259 255H260V254H259ZM12 256H13V255H12ZM57 256H58V255H57ZM98 256H99V255H98ZM135 256H136V255H135ZM142 256H143V255H142ZM64 257H65V256H64ZM130 257L132 258L133 256H130ZM130 257H129V260H130ZM186 257H187V256H186ZM186 257H185V258H186ZM263 257H264V256H263ZM83 258H84V257H83ZM165 258H166V257H165ZM22 259H23V258H22ZM50 259H52V258H50ZM62 259H63V258H62ZM100 259H101V258H100ZM190 259H191V258H190ZM262 259H264V258H262ZM124 260H125V259H124ZM131 260H132V259H131ZM135 260H136V259H135ZM182 260H184V259H182ZM192 260H193V259H192ZM198 260H199V259H198ZM82 261H83V260H82ZM118 261H119V260H118ZM132 261L135 263V262L138 261V260L134 261V259H133ZM195 261H196V260H195ZM262 261H263V260H262ZM109 262H110V261H109ZM184 262H185V261H184ZM217 262H218V261H217ZM111 263H113V262H111ZM116 263H117V262H116ZM157 263H158V262H157ZM159 263H160V262H159ZM263 263H264V262H263ZM9 264H10V263H9ZM125 264H126V263H125ZM162 264H163V263H162ZM193 264H194V263H193ZM198 264H200V263H198Z\"/></svg>",
	"mask_w": 264,
	"mask_h": 264
}]
</instances>
